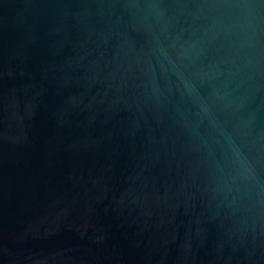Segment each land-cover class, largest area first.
<instances>
[{"label":"water","instance_id":"water-1","mask_svg":"<svg viewBox=\"0 0 264 264\" xmlns=\"http://www.w3.org/2000/svg\"><path fill=\"white\" fill-rule=\"evenodd\" d=\"M0 264H264V0H0Z\"/></svg>","mask_w":264,"mask_h":264}]
</instances>
